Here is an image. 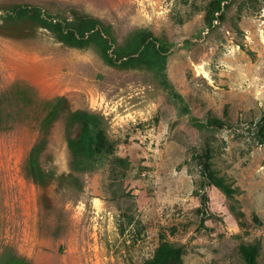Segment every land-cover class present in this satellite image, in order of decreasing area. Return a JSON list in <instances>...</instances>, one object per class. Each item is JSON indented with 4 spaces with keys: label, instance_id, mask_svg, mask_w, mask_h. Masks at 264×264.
<instances>
[{
    "label": "rangeland",
    "instance_id": "1",
    "mask_svg": "<svg viewBox=\"0 0 264 264\" xmlns=\"http://www.w3.org/2000/svg\"><path fill=\"white\" fill-rule=\"evenodd\" d=\"M0 16V264H148L162 242L184 264H247L252 246L264 264V0H0ZM65 108L82 135L63 118L48 180Z\"/></svg>",
    "mask_w": 264,
    "mask_h": 264
},
{
    "label": "trees",
    "instance_id": "2",
    "mask_svg": "<svg viewBox=\"0 0 264 264\" xmlns=\"http://www.w3.org/2000/svg\"><path fill=\"white\" fill-rule=\"evenodd\" d=\"M29 13H30V11L26 8L16 7V9H14L12 11V13L10 14V17L22 18V17H25L26 15H28ZM61 34H63V36H64L63 38H65V39L68 38V35L67 36L65 35L66 33L61 32ZM62 111L64 112L63 118L66 120L65 126L67 129L68 138H70L72 140H80L81 135H82L83 123L82 122H76L74 124V131H76L75 135L74 136L69 135V129H68V123H67L68 118H69V112H68L67 108H65ZM58 115H59V112H58L57 116ZM263 120H264V117H263ZM39 157H40V155H39ZM210 159H211V153H210V150L207 149L205 156H204V161H202L203 176L211 184L216 185L217 187L228 192V189L226 188V185L224 184L223 180L221 178L217 177L216 174L214 173ZM39 165H40V163H39ZM40 167H41V165H40ZM41 170H42L46 179H48V180L52 179V176H47L46 172L43 171L42 167H41ZM207 201H208L207 194H203V196H202L203 205H206ZM243 250H244V254H245L247 264H256L255 258H256L257 248L255 246H252L249 249H243ZM183 254H184V251L181 247H175V246H173L167 242H162L161 244H159L157 251H156V253H155V255H154V257L150 263L151 264H184ZM150 263H148V264H150Z\"/></svg>",
    "mask_w": 264,
    "mask_h": 264
},
{
    "label": "water",
    "instance_id": "3",
    "mask_svg": "<svg viewBox=\"0 0 264 264\" xmlns=\"http://www.w3.org/2000/svg\"><path fill=\"white\" fill-rule=\"evenodd\" d=\"M0 29L4 31L10 29L9 22L1 16H0ZM63 115L64 112L61 111L57 116L56 120L52 123L50 127V136L46 143V147L43 149L39 157V162L43 171L46 172L47 176H52V179L55 176L54 170L57 167V162L56 161L47 162L46 160L49 155L56 153L60 148L59 140L57 138L59 134L65 133V129L63 126Z\"/></svg>",
    "mask_w": 264,
    "mask_h": 264
}]
</instances>
